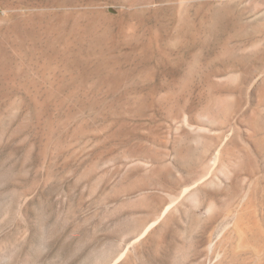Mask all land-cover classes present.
<instances>
[{"label":"rangeland","instance_id":"1","mask_svg":"<svg viewBox=\"0 0 264 264\" xmlns=\"http://www.w3.org/2000/svg\"><path fill=\"white\" fill-rule=\"evenodd\" d=\"M0 264H264V0H0Z\"/></svg>","mask_w":264,"mask_h":264}]
</instances>
